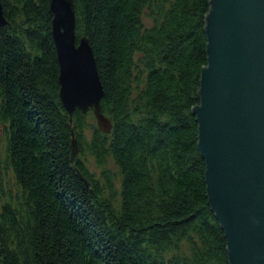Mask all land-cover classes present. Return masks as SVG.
Returning a JSON list of instances; mask_svg holds the SVG:
<instances>
[{
	"label": "trees",
	"instance_id": "obj_1",
	"mask_svg": "<svg viewBox=\"0 0 264 264\" xmlns=\"http://www.w3.org/2000/svg\"><path fill=\"white\" fill-rule=\"evenodd\" d=\"M0 1V264H231L193 112L211 0H73L109 133L61 102L50 0Z\"/></svg>",
	"mask_w": 264,
	"mask_h": 264
},
{
	"label": "water",
	"instance_id": "obj_2",
	"mask_svg": "<svg viewBox=\"0 0 264 264\" xmlns=\"http://www.w3.org/2000/svg\"><path fill=\"white\" fill-rule=\"evenodd\" d=\"M50 8L61 102L71 116L93 111L109 133L103 84L89 39L76 35L74 2L50 0ZM7 24L0 1V26ZM206 33L208 65L193 112L209 204L226 233L231 264H264V0H211Z\"/></svg>",
	"mask_w": 264,
	"mask_h": 264
},
{
	"label": "rangeland",
	"instance_id": "obj_3",
	"mask_svg": "<svg viewBox=\"0 0 264 264\" xmlns=\"http://www.w3.org/2000/svg\"><path fill=\"white\" fill-rule=\"evenodd\" d=\"M86 135H87L88 139L91 137V134H90L89 131H87ZM108 167H110L115 172L117 171L116 167L114 165H112V164H109ZM90 168L94 172L100 173V169L93 162H91Z\"/></svg>",
	"mask_w": 264,
	"mask_h": 264
}]
</instances>
